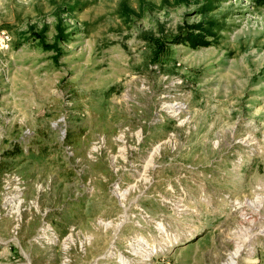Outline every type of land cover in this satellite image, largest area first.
Listing matches in <instances>:
<instances>
[{
	"label": "rangeland",
	"instance_id": "obj_1",
	"mask_svg": "<svg viewBox=\"0 0 264 264\" xmlns=\"http://www.w3.org/2000/svg\"><path fill=\"white\" fill-rule=\"evenodd\" d=\"M237 245L264 264L263 0H0V264Z\"/></svg>",
	"mask_w": 264,
	"mask_h": 264
},
{
	"label": "trees",
	"instance_id": "obj_2",
	"mask_svg": "<svg viewBox=\"0 0 264 264\" xmlns=\"http://www.w3.org/2000/svg\"><path fill=\"white\" fill-rule=\"evenodd\" d=\"M263 4H264V0H263ZM198 31H200V26ZM183 42H185L186 44H188L189 46L193 47V48H197V47H207L209 45V43L206 41L205 39V34H200V35H195L193 34V32L189 35H187L185 37V39L183 40Z\"/></svg>",
	"mask_w": 264,
	"mask_h": 264
},
{
	"label": "bare ground",
	"instance_id": "obj_3",
	"mask_svg": "<svg viewBox=\"0 0 264 264\" xmlns=\"http://www.w3.org/2000/svg\"><path fill=\"white\" fill-rule=\"evenodd\" d=\"M7 202H8V205L11 206V207H12V205H14V204H12L11 197L8 199ZM15 208H12V211L14 212V210H15V212L17 213V210ZM243 249H244L243 248V245H237V247L235 248V250L233 252H231L230 257L228 259L229 261L226 264H238L237 259L241 255Z\"/></svg>",
	"mask_w": 264,
	"mask_h": 264
}]
</instances>
